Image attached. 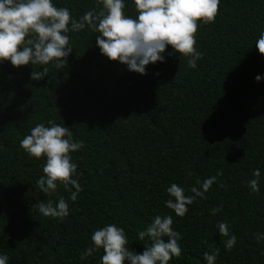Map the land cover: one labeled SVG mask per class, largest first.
Instances as JSON below:
<instances>
[{
	"label": "trees",
	"instance_id": "trees-1",
	"mask_svg": "<svg viewBox=\"0 0 264 264\" xmlns=\"http://www.w3.org/2000/svg\"><path fill=\"white\" fill-rule=\"evenodd\" d=\"M53 3L76 18L97 6V0ZM125 3L135 16L133 0ZM261 31L264 0H221L215 23L198 21L196 47L204 56L195 69L168 46L165 62L146 66V75L129 71L100 53L88 28L69 33L68 66L50 63L41 80L30 74L43 66L0 64V254L9 264H99L102 249L80 259L95 229L123 227L129 247L142 253L138 232L156 215H171L182 254L170 264H207L203 253L215 248V264H264V240L256 239L264 234V55L255 45ZM48 120L84 142L72 153L83 172L77 200L58 186L70 209L62 220L32 208L57 197L36 186L45 160L30 158L19 144ZM220 169L206 198L197 197L184 217L165 206L172 183L193 195L197 178ZM254 169L261 173L258 193L247 186ZM220 221L237 237L231 251Z\"/></svg>",
	"mask_w": 264,
	"mask_h": 264
},
{
	"label": "clouds",
	"instance_id": "clouds-1",
	"mask_svg": "<svg viewBox=\"0 0 264 264\" xmlns=\"http://www.w3.org/2000/svg\"><path fill=\"white\" fill-rule=\"evenodd\" d=\"M220 3L221 0H133L136 15L132 16L125 11V0H97L96 7L76 18L68 7H58L53 0H0V64L9 61L17 68L43 66L42 71L33 68L30 74L31 80H41L48 76L50 63L56 69L68 66L67 58L73 51L69 33L88 28L97 34L95 44L100 53L110 61L126 65L129 71L146 75V66L165 62L168 46L187 58L188 67L195 69L197 61L204 56L196 47L198 21L205 25L215 23ZM255 45L264 55V31L260 32ZM255 79L259 82L262 77L257 75ZM19 144L30 158L45 160L43 175L36 186L47 196L55 194L57 197L55 203L52 199L41 200L32 208L38 209L44 217L64 219L70 213L69 203L59 194L58 186L70 191L73 202L83 190L79 183L83 172H78L72 157V153L84 147L83 140L74 139L69 127L48 120L47 126L37 123L32 127ZM221 175L223 169L203 181L197 178L195 183L200 187L190 188L193 195H186L183 187L172 183L166 190L170 199L164 202L165 206L178 217H184L188 206L197 197L206 198L205 193ZM252 175L255 178L249 180L247 186L258 193L260 170L254 169ZM70 186L75 191H71ZM220 186L223 187V183ZM221 210L219 206L212 208L211 214L216 215ZM172 225L171 215H156L137 234V239L144 244L143 252L138 253L129 247L123 227L107 224L92 232L91 245L80 254V259L85 260L102 249L99 264H170L182 254L179 244L182 234ZM217 227L219 234L227 238L223 241L225 249L231 251L237 243L236 235L230 232L226 221L217 222ZM256 239L264 240V234H257ZM219 251V248L211 253L206 251L203 259L207 264H215ZM9 260L7 254H0V264H9Z\"/></svg>",
	"mask_w": 264,
	"mask_h": 264
}]
</instances>
